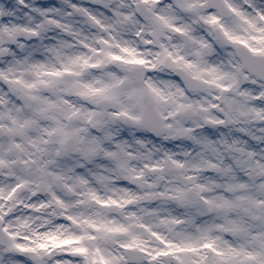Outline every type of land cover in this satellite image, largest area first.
<instances>
[{"label":"snow or ice","instance_id":"1","mask_svg":"<svg viewBox=\"0 0 264 264\" xmlns=\"http://www.w3.org/2000/svg\"><path fill=\"white\" fill-rule=\"evenodd\" d=\"M0 264H264V0H0Z\"/></svg>","mask_w":264,"mask_h":264}]
</instances>
